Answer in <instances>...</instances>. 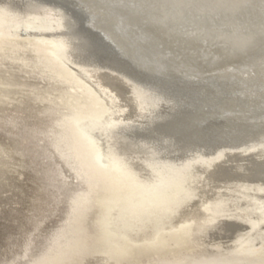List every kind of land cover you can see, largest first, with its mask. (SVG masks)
I'll list each match as a JSON object with an SVG mask.
<instances>
[{"label": "bare ground", "instance_id": "bare-ground-1", "mask_svg": "<svg viewBox=\"0 0 264 264\" xmlns=\"http://www.w3.org/2000/svg\"><path fill=\"white\" fill-rule=\"evenodd\" d=\"M12 1L0 0V50L36 43V52L67 79L82 82L91 97L75 154L106 213V231L96 235L85 224L88 208L83 207L72 226L70 250L46 264H79L94 254L122 257L143 242L150 243L149 252L163 250L169 237L192 239L197 246L203 231L235 243L242 228L251 227V237L260 240L264 217L250 226L245 197L264 192L262 187L245 183L225 199L205 201L213 173L230 161L229 155L198 172L190 167V157L144 165L131 150L159 145L179 153L194 144L216 149L264 141V0ZM47 6L63 15L44 10ZM115 73L121 92L111 83ZM136 87L149 102L133 97ZM9 95L8 88L0 89V103ZM124 118L133 123L122 126ZM240 164L233 166L239 174L246 169ZM142 171L148 178L142 179ZM221 213L225 219L220 220ZM232 245L207 248L187 264H261L234 253ZM181 257L164 255L159 261L175 263Z\"/></svg>", "mask_w": 264, "mask_h": 264}, {"label": "rangeland", "instance_id": "rangeland-1", "mask_svg": "<svg viewBox=\"0 0 264 264\" xmlns=\"http://www.w3.org/2000/svg\"><path fill=\"white\" fill-rule=\"evenodd\" d=\"M12 2L18 4L17 0ZM44 10L62 14V10L53 6H47ZM35 45L36 43H23L17 47L0 50V89L8 88L10 91L9 100L0 103V264H46L49 260L67 253L72 245V226L75 225L83 207L88 208L86 226L91 230L93 228L92 232L96 235H103L106 231L103 223L106 213L99 207L102 196L92 193L85 167L75 154V137L82 131L84 123L82 119L89 110L91 97L82 82L69 80L61 75L62 71L53 62L36 52ZM110 79H112L110 82H114L117 87L115 89L121 92L122 80L118 78V74L115 73ZM131 92L140 104L149 102V98L139 87ZM119 95L121 96L120 93ZM148 102L144 104L145 107L148 106ZM122 103L126 104L123 100ZM119 123L125 126L133 122L124 118ZM118 142L122 143V138ZM194 145L179 153L159 145H151L152 148L145 145L137 146L130 150L138 157L136 162L144 165L147 161L182 162L190 157V167L194 170L197 168L198 172L206 169L211 161L229 155L231 159L227 160L231 162L225 163L227 167L222 165L213 173L206 191L209 196H205V201H211L212 198L216 199L219 196L225 199V195L229 196L233 193L232 189L239 190L245 183L256 184L264 189V141L250 145L227 143L216 149L201 144ZM240 163L246 165H243L246 168L241 172L243 175L233 170L238 164L241 165ZM256 171L259 173L256 174ZM147 175L148 172H141L142 179L148 178ZM256 185L254 187H257ZM255 192L251 191L245 197L248 213L246 218L250 226L264 217V201H262L264 192ZM258 199L260 201H256ZM220 216V220L226 218L223 213ZM260 225L263 227V236L260 240L257 239L259 242L251 237L253 232L251 227L242 228V235L235 243L231 242V238L218 234H209L211 236L209 237L208 232L203 231L201 235L204 237L199 235L197 246L193 244L192 239L181 241L169 237V247L163 250L149 249L151 251L149 252L146 245L150 243L143 242L135 251L126 252L122 257L110 258L108 255L94 254L93 257L87 256L89 259L86 257L87 259L79 264H114L115 261L119 264H148L150 261H154L155 264H187L192 257L199 256L207 248L225 249L231 244L234 253L243 257L249 255V259L253 257L251 260L256 257L254 260L257 259L264 264V222H260L258 226ZM174 232L179 231L174 230ZM208 245L210 247H207ZM193 250L197 253L192 252ZM175 254L182 256L175 260V263L172 262L173 260L167 263L159 261L164 255L172 257Z\"/></svg>", "mask_w": 264, "mask_h": 264}]
</instances>
